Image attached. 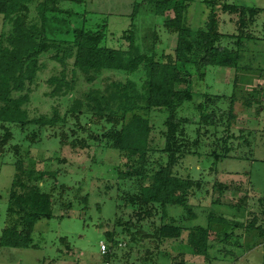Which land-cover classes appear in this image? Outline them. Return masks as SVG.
I'll use <instances>...</instances> for the list:
<instances>
[{"label":"trees","instance_id":"16d2710c","mask_svg":"<svg viewBox=\"0 0 264 264\" xmlns=\"http://www.w3.org/2000/svg\"><path fill=\"white\" fill-rule=\"evenodd\" d=\"M71 1L79 3L82 0ZM59 2L0 0V15L9 26L6 33L0 34V155L10 152L16 161L15 174L20 173L13 176L8 193L7 218L0 235V247L21 249L31 246L34 225L53 217L51 195L44 192L40 185H26L22 181V174L30 179L34 172L24 171L17 162L21 160V146L10 143L14 137L10 126H17L22 132L30 127L37 128L32 132L35 136L42 130L61 129V138L65 141L69 139L72 148L83 149L89 146V140H99L98 136H93L90 125L81 123V119L88 117L93 126L102 127L100 141H106L110 148L118 152L120 160H124L118 168L117 180L119 186L131 183L121 198L125 204L137 208L136 220L143 221L153 216L155 211L160 213V224L150 231L130 221L124 223L121 233L128 237L129 245L134 246L138 240H150L157 242L158 249L167 240L179 239L184 230L178 224L179 220L169 215L168 208H182L186 212V215L180 216L182 221L194 218L188 205V195L196 183L189 176L176 175L174 168L182 160L196 157L207 148L209 152L206 154L215 161L229 157L232 152L233 137L229 133L236 118L233 113L236 95L233 93L230 97L226 117L217 119L215 113L217 104L224 97L210 94H205L204 101L194 106L198 115L191 119L183 117L180 111L192 102L193 94L189 89V79L182 76L181 68L193 66L201 77L209 66L251 72L250 67L239 64L242 57L240 45L244 39H250L245 32L262 10L222 0H205L211 10L205 28L195 30L184 24L185 0H146L148 9L154 15L172 13L171 17H166L165 29L176 36L173 53L156 60L150 53L139 51L134 45L133 33L128 37L129 46L126 49L104 46L106 24L95 29L73 27L71 19L76 14L61 9ZM31 8H34L32 17ZM218 9L237 16L235 34L219 32ZM223 39H235L233 48L221 46ZM47 54L61 67L57 75L46 81L51 86L50 98H62L73 93L76 71L89 87L80 97L73 98L63 113L52 105L50 113L33 117L26 105L42 68L40 58ZM68 65L71 66L70 75ZM104 71L140 73L141 83L137 85L130 79L124 82L110 80L100 88L96 81ZM253 73L262 78L264 67L255 69ZM181 84L186 85L185 89H177ZM247 95L243 97L245 107L261 103L253 93ZM154 110L166 114L160 133L163 141L160 148L150 146L152 125L149 117ZM52 175L54 178L55 174ZM43 177V172L35 176L40 182ZM213 189L221 194L226 190L221 184L213 185ZM246 200L245 195L237 206L244 208ZM257 202L259 214L249 212L252 216L247 222L210 214L206 227L196 225L190 228L186 235L189 254L206 256L210 247L211 224L220 227L216 232V241L223 245L234 244L242 248L239 245L241 231L257 230L259 237H264V228L256 225L259 215L264 222V198H259ZM62 205L66 211L71 208L70 202ZM113 235L104 233L110 246L102 256L101 264L116 260L114 249L119 242L114 240ZM146 261L143 264H147ZM174 264H184V261L181 259Z\"/></svg>","mask_w":264,"mask_h":264},{"label":"rangeland","instance_id":"374dc122","mask_svg":"<svg viewBox=\"0 0 264 264\" xmlns=\"http://www.w3.org/2000/svg\"><path fill=\"white\" fill-rule=\"evenodd\" d=\"M59 1L61 9L76 14L71 19L73 27L95 29L106 24L103 45L108 48L126 49L129 46L128 37L133 33L134 45L141 53H150L156 60H162V57L173 53L176 36L165 29L166 17H171L172 13L154 15L148 9L146 0ZM185 1L187 8L184 24L191 29H204L211 6L205 0ZM222 1L261 9L262 12L245 32L250 35V39H244L240 45L242 57L239 64L241 67H250L251 72H235L233 69L209 66L201 77V73L193 66L181 68L182 76L189 79V89L193 94L192 102L180 111L181 116L191 119L198 115L194 106L204 101L205 94H210L224 97L217 104L215 113L217 119L226 117L230 97L234 93L236 102L233 113L236 118L229 133L233 137L229 157L215 161L206 154L209 152L207 148L196 157L182 160L174 168L176 175L189 176L196 183L188 195L193 219L182 221L180 216L186 215L182 208H168L169 215L179 220L178 224L184 228L180 238L167 240L158 249L157 242L150 240H138L134 246L128 244V237L121 233L124 223L131 221L136 226L141 224L150 231L160 224V213L155 211L153 216L143 221L136 220L137 208L125 204L121 198L131 183L119 186L117 180L118 168L124 160H120L118 152L110 148L106 141H100L102 127L93 126L88 117L81 119V123L90 125L93 136H98L99 140H89V146L83 149L72 148L69 139L65 141L60 137L61 129L42 130L35 136L32 132L37 131V128L30 127L22 132L17 126L11 125L14 137L10 143L21 146V160L17 162L24 171L34 172L30 179L21 173L22 181L26 185H40L44 192L51 195L53 217L40 220L34 225L30 236L31 246L21 249L0 247V264H101L99 245L104 243L110 246L104 236L105 232L114 234V240L119 242L114 249L116 260L111 264H143L146 258L147 264H174L181 259L184 264H264V237H259L257 230L241 231L239 245L242 248H239L234 244L228 246L216 241V232L220 227L211 224L210 247L205 257L190 255L186 245L188 230L196 225L206 227L208 215L247 222L252 216H249V212L259 214L257 200L264 198V76L260 78L253 73L255 69L264 67V0ZM33 9L31 17L34 15ZM216 11L219 32L235 34L234 22L237 16L222 13L219 9ZM8 29L9 26L0 15V34L6 33ZM234 41L223 39L221 46L233 48ZM40 60L42 68L26 109L33 117L50 113L52 105H56L63 113L72 99L80 97L89 84L76 71L73 93L52 99L48 96L51 86L46 81L57 75L61 67L50 59V54L43 55ZM67 69L70 75L71 66L68 65ZM140 76V73L104 71L96 82L100 88L110 80L124 82L130 79L139 85L142 79ZM185 87V84H181L177 89ZM247 93H253L261 103L245 107L243 97H247ZM165 116L159 110L150 114L152 147L160 148L163 144L160 133ZM157 157L158 154L155 155ZM14 163L15 157L10 152L0 155V235L7 218L8 193L13 176L20 174H15ZM42 172L44 177L40 182L35 176ZM52 174H55L54 178ZM216 184H221L226 190L221 194L213 189ZM245 195V207L237 206ZM68 202L71 208L66 211L62 203ZM256 225L264 228L261 215Z\"/></svg>","mask_w":264,"mask_h":264},{"label":"built area","instance_id":"2783aa9c","mask_svg":"<svg viewBox=\"0 0 264 264\" xmlns=\"http://www.w3.org/2000/svg\"><path fill=\"white\" fill-rule=\"evenodd\" d=\"M99 251L101 256L105 255L108 252V246L105 245L104 243H100ZM103 264H110V262H105Z\"/></svg>","mask_w":264,"mask_h":264}]
</instances>
